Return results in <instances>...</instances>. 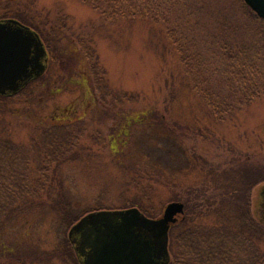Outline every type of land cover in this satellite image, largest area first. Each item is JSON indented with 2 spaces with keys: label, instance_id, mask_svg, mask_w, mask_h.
<instances>
[{
  "label": "rangeland",
  "instance_id": "rangeland-1",
  "mask_svg": "<svg viewBox=\"0 0 264 264\" xmlns=\"http://www.w3.org/2000/svg\"><path fill=\"white\" fill-rule=\"evenodd\" d=\"M189 8L184 37L202 50L209 68L204 84L214 88L223 72L218 42L250 34L249 19L235 0H209L201 12ZM5 12L22 13L54 34L53 28H62L65 37L35 93L0 101V133L23 148L30 186L50 194L41 193V204L8 222L2 234L3 247L24 264H77L66 248L70 228L55 211L60 200L69 201L75 214L108 206L137 208L151 219L181 202L195 221L213 224L226 206L218 198L239 183L233 160L264 166V98L223 121L211 119L162 26L110 22L74 0H0V16ZM94 60L105 72V99L87 82ZM56 127H62L56 137L70 139L67 159L50 163L41 137ZM262 187L264 180L249 191L257 221L264 219ZM127 205L133 206L122 208Z\"/></svg>",
  "mask_w": 264,
  "mask_h": 264
},
{
  "label": "trees",
  "instance_id": "trees-1",
  "mask_svg": "<svg viewBox=\"0 0 264 264\" xmlns=\"http://www.w3.org/2000/svg\"><path fill=\"white\" fill-rule=\"evenodd\" d=\"M74 1L97 12L100 17L110 22L144 21L162 26L164 36L170 42V47L177 54L179 63L183 67V74L187 77L189 86L204 101L211 119L223 121L232 117L235 112L248 107L254 101L264 98V20L253 13L242 0H235V3L247 13L249 19L247 27L250 34L239 33V39L234 36L230 38L231 41L218 42L223 60L220 63L223 72L216 79L218 87L214 88L208 83L204 84L206 83L204 75L206 71H209V68L203 59L202 50L195 41H189L184 37L187 33L185 30V25L188 23L187 18H190L187 7H190L192 11L195 8L194 11L201 12L207 8L209 0ZM174 13L178 14L174 16ZM38 29L50 55V69L53 57L59 54L57 52L59 42L65 41L64 33L62 28H53L55 34L50 28ZM216 40L218 39L216 38ZM84 54L86 57L92 58V54L85 50ZM213 57L216 59V52ZM93 62L87 82L88 84L92 83L91 89L96 93L97 98L105 99L110 96L107 93L105 72L95 60ZM194 69L197 72L193 75ZM47 73L40 77V81L45 79ZM200 76L203 77L201 81L198 80ZM22 95L26 94H18L16 98ZM125 98L128 99L129 95H124L122 99ZM60 128L62 127L53 128L51 131H56L54 134L48 129L42 132L43 147L52 157V159L49 158L51 159L50 163L64 162L67 159L66 155H63L67 153L66 144L68 142L66 140L70 139H66V136L60 137L62 135ZM67 129L64 127L62 130L70 136V132L64 131ZM58 132L60 136L56 137ZM46 135H51V137H45ZM22 153L21 146L13 144L0 133V264L25 263L17 255H12V253L10 255L11 251L3 247L2 234L8 222L32 209L35 204H41V193L45 191V194H49L41 186L36 189L30 186L28 157ZM58 157H61V160ZM231 168L235 170L232 174L239 183L235 184L232 189L225 190L223 192L225 195H220L218 198L226 206L221 204L220 210H217L218 215L222 212L217 216V221L213 224L199 223L194 220L193 214L192 216L186 214L184 209L183 215L171 225L168 245L169 264H264V221H257L255 216L250 213L248 202L250 189L256 183L264 180V166L254 165L248 160L236 158L233 160ZM45 179H47L46 176ZM132 206L127 205L122 208ZM55 207V211L63 219L61 224L65 228H70L81 216L88 213L86 211L82 214H75L71 203L65 199L60 200ZM206 209L202 213L209 211ZM101 210H110V207L98 206L89 211ZM190 210L186 203V211ZM142 213L149 217L148 212ZM66 244L68 251L75 257L68 238ZM74 263L78 264L76 257Z\"/></svg>",
  "mask_w": 264,
  "mask_h": 264
},
{
  "label": "water",
  "instance_id": "water-1",
  "mask_svg": "<svg viewBox=\"0 0 264 264\" xmlns=\"http://www.w3.org/2000/svg\"><path fill=\"white\" fill-rule=\"evenodd\" d=\"M242 1L264 20V0ZM3 22L16 24L18 35L25 33L24 38L21 37L24 47L34 44L37 54L35 76H41L46 70L48 57L39 37L16 21ZM4 26L0 23V34L5 31ZM9 35L8 32L7 37L0 36V95L15 92L20 87L18 82L30 77L26 74V66H17L16 56L6 52L13 46L9 39L14 38ZM27 55L24 52L18 59L25 63ZM259 199L260 212L264 213V187L259 192ZM183 213L184 204L181 202L167 204L158 219L146 217L137 208L90 212L70 228L68 239L80 264H169V229Z\"/></svg>",
  "mask_w": 264,
  "mask_h": 264
},
{
  "label": "flooded vegetation",
  "instance_id": "flooded-vegetation-1",
  "mask_svg": "<svg viewBox=\"0 0 264 264\" xmlns=\"http://www.w3.org/2000/svg\"><path fill=\"white\" fill-rule=\"evenodd\" d=\"M7 20H12V21L18 22L21 26L27 28L30 32L36 34L39 37V39L41 40V42L44 46V49L46 51L47 57H48L46 70L44 71V73L42 75H44L48 72L50 55L48 53V50L45 46L43 39L40 36L39 29H38L39 27L35 24L28 23L26 21V19L24 18L22 13L18 12V13H13L11 15H8L6 13L3 16H0V23L4 24L5 25L4 27L6 28L4 32H1L0 36L3 35L4 37H7L8 32H9L10 33L9 36L14 38V39H9V42L13 46L11 48L6 49V52L10 53L11 55L14 54L16 56L15 61H16L17 66L23 67V65H25L26 66V74L30 76L29 79H27V80L24 79V80H21L18 82L20 84V87L15 92H11L10 95H0V98L14 99V98H16V96L18 94L35 93L38 90V84L40 81V77L42 75L39 77L35 76V73L37 72V70L35 69L37 54H36V48L34 47V44L31 43V45H29V46L27 45V47H24L23 46L24 45L23 38H24L25 33L18 35V33L15 32V30H17L16 24H7V23L3 22V21H7ZM21 37H23V38H21ZM0 42H2V39L0 40ZM24 52H26L28 54L27 60L25 63H23V61H20L18 59V57L20 55L22 56L24 54ZM1 100L2 99H0V101ZM72 250L75 254L73 246H72ZM75 257H76L78 264H80L79 259L77 258L76 254H75Z\"/></svg>",
  "mask_w": 264,
  "mask_h": 264
}]
</instances>
